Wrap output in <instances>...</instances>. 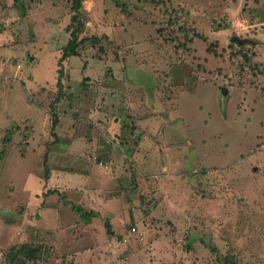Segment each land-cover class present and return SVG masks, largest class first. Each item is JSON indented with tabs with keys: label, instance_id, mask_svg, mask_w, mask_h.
Here are the masks:
<instances>
[{
	"label": "rangeland",
	"instance_id": "rangeland-1",
	"mask_svg": "<svg viewBox=\"0 0 264 264\" xmlns=\"http://www.w3.org/2000/svg\"><path fill=\"white\" fill-rule=\"evenodd\" d=\"M81 2L0 0V264H264V0Z\"/></svg>",
	"mask_w": 264,
	"mask_h": 264
},
{
	"label": "trees",
	"instance_id": "trees-1",
	"mask_svg": "<svg viewBox=\"0 0 264 264\" xmlns=\"http://www.w3.org/2000/svg\"><path fill=\"white\" fill-rule=\"evenodd\" d=\"M117 2V1H116ZM70 4H71V11H72V16H71V26H72V31L69 35V40L68 43L66 45V47L63 50V59H68L70 57H76L78 56V48L85 42L89 41V38H82L79 39V35H81L82 30L84 28V23L86 21V19H84V16H82V2L81 0H70ZM93 42H97L98 43V38L96 37H91ZM262 70V69H261ZM260 71V70H259ZM262 72H264V69L262 70ZM59 77L61 75V72H58ZM59 85V82H58ZM61 100V96L57 95L53 101V103H59ZM51 107H53V105L51 104ZM54 117L56 118V115H54ZM55 123V122H54ZM55 126V124H53V127ZM55 136V135H54ZM54 142H52L53 144ZM48 178V174L45 175V179ZM53 190H49V192L47 193H53ZM82 216L84 217L83 219H86L87 217H89V214H82ZM106 233L107 235H113V231L110 227V225L106 224ZM24 250L25 252V257H27L28 259H34L35 258V253L37 252V250L35 249H27L26 246H21V248L19 250ZM228 264H234V263H228Z\"/></svg>",
	"mask_w": 264,
	"mask_h": 264
},
{
	"label": "water",
	"instance_id": "water-1",
	"mask_svg": "<svg viewBox=\"0 0 264 264\" xmlns=\"http://www.w3.org/2000/svg\"><path fill=\"white\" fill-rule=\"evenodd\" d=\"M222 94H226V90L225 89L222 90Z\"/></svg>",
	"mask_w": 264,
	"mask_h": 264
},
{
	"label": "built area",
	"instance_id": "built-area-1",
	"mask_svg": "<svg viewBox=\"0 0 264 264\" xmlns=\"http://www.w3.org/2000/svg\"><path fill=\"white\" fill-rule=\"evenodd\" d=\"M132 231H134V230H132Z\"/></svg>",
	"mask_w": 264,
	"mask_h": 264
},
{
	"label": "crops",
	"instance_id": "crops-1",
	"mask_svg": "<svg viewBox=\"0 0 264 264\" xmlns=\"http://www.w3.org/2000/svg\"><path fill=\"white\" fill-rule=\"evenodd\" d=\"M47 190H49V189H47Z\"/></svg>",
	"mask_w": 264,
	"mask_h": 264
}]
</instances>
